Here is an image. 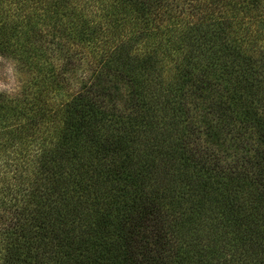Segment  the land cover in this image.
Masks as SVG:
<instances>
[{
    "label": "trees",
    "instance_id": "1",
    "mask_svg": "<svg viewBox=\"0 0 264 264\" xmlns=\"http://www.w3.org/2000/svg\"><path fill=\"white\" fill-rule=\"evenodd\" d=\"M0 264H264V0H0Z\"/></svg>",
    "mask_w": 264,
    "mask_h": 264
},
{
    "label": "rangeland",
    "instance_id": "2",
    "mask_svg": "<svg viewBox=\"0 0 264 264\" xmlns=\"http://www.w3.org/2000/svg\"><path fill=\"white\" fill-rule=\"evenodd\" d=\"M24 79V74L21 72L14 62L10 59L0 56V92L9 95L16 94Z\"/></svg>",
    "mask_w": 264,
    "mask_h": 264
},
{
    "label": "clouds",
    "instance_id": "3",
    "mask_svg": "<svg viewBox=\"0 0 264 264\" xmlns=\"http://www.w3.org/2000/svg\"><path fill=\"white\" fill-rule=\"evenodd\" d=\"M0 90H3V88H0Z\"/></svg>",
    "mask_w": 264,
    "mask_h": 264
}]
</instances>
